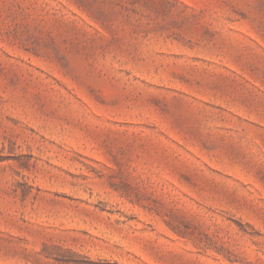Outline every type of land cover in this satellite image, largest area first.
<instances>
[{
    "label": "rangeland",
    "instance_id": "rangeland-1",
    "mask_svg": "<svg viewBox=\"0 0 264 264\" xmlns=\"http://www.w3.org/2000/svg\"><path fill=\"white\" fill-rule=\"evenodd\" d=\"M0 264H264V0H0Z\"/></svg>",
    "mask_w": 264,
    "mask_h": 264
}]
</instances>
